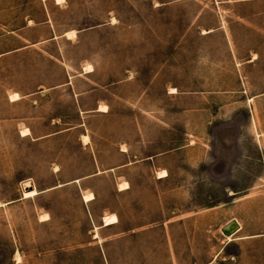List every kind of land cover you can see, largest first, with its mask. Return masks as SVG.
Masks as SVG:
<instances>
[{"label":"rangeland","instance_id":"1","mask_svg":"<svg viewBox=\"0 0 264 264\" xmlns=\"http://www.w3.org/2000/svg\"><path fill=\"white\" fill-rule=\"evenodd\" d=\"M215 1L0 0V264H264V5L253 20ZM219 13L232 36L205 35ZM66 71L81 72L70 87L10 101ZM83 134L106 167L122 141L130 165L24 199L26 180L46 191L91 175ZM231 219L258 240L227 242Z\"/></svg>","mask_w":264,"mask_h":264},{"label":"crops","instance_id":"2","mask_svg":"<svg viewBox=\"0 0 264 264\" xmlns=\"http://www.w3.org/2000/svg\"><path fill=\"white\" fill-rule=\"evenodd\" d=\"M264 5V0H216L214 3H213V6H216L218 9H223V12H224V15H228V12L230 13V12H233V9L235 8V6L237 7H242L241 9H243V8H247V10H249V11H251V10H255L254 11V13L253 14H251L250 15V17L249 18H251V19H255L256 17H258V15L259 14H261V13H263V11H261L262 9H260L262 6ZM259 9V10H258ZM237 17L239 18V20H244V19H246L245 17L246 16H244L241 12H239V13H237ZM219 22H217V24L215 25V26H213L212 28H209L208 30H205L207 33L205 34V35H212V34H215V33H217L218 31H222L223 32V34L225 35V37H228V36H232V32L230 31V28H229V20L227 19V17L225 16V18L223 17V15L221 14V13H219ZM55 38H57V36H54L53 38H52V40H54ZM22 50H24V48H17V50H13V51H9V52H7V53H5L4 54V57H5V55H16V54H18L20 51H22ZM249 51H251V52H255L256 50H258L256 47H254V49H248ZM257 56L255 59H254V56ZM259 61H260V56H259V54H257V53H255V54H253L252 56H249L248 57V59L247 60H244V62H243V69H245V75H248V73H246V70H247V68H251V66H255L257 63H259ZM93 71H94V69H93ZM93 71H91V73L93 72ZM82 72V74H84V75H90L91 73H87V74H85L84 73V71L82 70L81 71ZM81 72H79V73H77V74H73V76L72 75H70L69 74V72H67L66 71V78H67V80L62 84V85H60V84H56L55 86H52V87H43L42 85H38L37 86V88H36V90H34L33 92H30V93H27V94H21L20 95V93L18 94V93H16V94H18L21 98H22V96H27V97H40V96H44L46 93L47 94H51V93H54L56 90H58V89H61V88H68V87H70L71 85H72V83H71V80H73V78H76V77H78V75L81 73ZM90 93L92 92V90L91 91H89ZM72 96H75L76 98H78L79 99V97H81V95L83 94L81 91H77L76 92V90L75 89H73L72 90ZM70 93V94H71ZM257 97H259V95H251V96H248V100L249 99H252V101L253 100H255ZM21 100V99H20ZM101 106V105H100ZM98 104L95 106V108H93V110L94 111H96V112H99V113H102V114H108V108L105 106V105H102L103 107H105L106 108V111H103V112H101V111H99L98 109H99V107H100ZM78 113H80V114H85L86 113V111H84L83 109H82V107H81V105L79 106V111H78ZM86 115V114H85ZM63 123H62V121H61V119H53L52 121H51V126H49V127H59V126H61ZM84 126V124H82L81 122H79V123H77V124H75V126H74V128H71V129H68V130H62V129H57L55 132H53L52 134H47V135H45V136H42V137H38V139L37 140H35V141H38V140H43V139H45V138H52V137H56V136H58V135H61V134H63V133H66V132H68V131H74V129H79V128H82ZM24 129H27V128H24ZM29 130V129H28ZM30 131V130H29ZM31 133V132H30ZM30 136H32V133H31V135ZM82 136H88V138H89V142L87 143V144H83V146H82V149H84V150H87V151H89V152H91L92 154H91V165H92V169H91V175H89V176H87V177H82V178H76V180H78L77 182H76V180H73V181H71V182H67V183H63V184H65V185H63V186H66V185H73V184H76V183H80V182H82V181H84V180H86V179H93L94 177H97V176H100V175H103L104 173H107V172H109V173H111L112 171H114V170H122V169H124V168H126L128 165H130V162L128 163V161H127V155H128V150L126 149V148H124V147H122L123 146V143H122V141H119V146H118V148H116L115 150H114V152H113V154H116L117 156H119L120 158H123L124 159V161H121L120 163H115L114 165H112V166H104L103 164H102V162H101V153H100V149L99 148H97V147H95V148H93L92 146H91V140H90V135H85V134H83V135H81V137ZM28 137V136H27ZM125 144V143H124ZM122 147V148H121ZM93 157V158H92ZM168 176V175H167ZM165 178H167V177H165ZM165 178H162V179H165ZM157 179H159L158 177H157ZM121 183H127V182H121ZM120 183H118V185H119ZM128 184V183H127ZM117 185V186H118ZM129 185V184H128ZM59 187H62V185H58L57 187L55 186V187H51L50 189H46V191H38L39 193H42V192H47V191H52V190H55V189H58ZM35 188V187H34ZM35 189H37V188H35ZM129 189H130V185H129ZM129 189H126V190H119V186H118V191H120V192H125V191H128ZM38 190V189H37ZM93 194V193H92ZM83 195H84V191H82V194H81V200H82V202L83 203H85L84 201H83ZM94 195V194H93ZM94 200H95V195H94ZM94 200H92V201H90V202H88V203H91V202H93ZM88 203H85V204H88ZM110 215H112V214H110ZM105 216V215H104ZM103 216V217H104ZM103 217H102V223H103ZM49 219H50V217H49ZM233 220H236L237 221V223L239 224V226H240V229L237 231V232H235L231 237L234 239V240H238V241H242L243 243H251V242H254L255 240H258V239H256L257 238V236H255V235H251V234H244V235H241V236H238L239 234H241V232L243 231V224H241V222L238 220V219H231V220H229L228 222H226L224 225H223V227L226 225V224H228L229 222H231V221H233ZM118 224V223H117ZM103 225H104V223L102 224V227H103ZM114 225H116V224H114ZM96 226V225H95ZM99 229L101 228V227H99V226H97ZM108 227H111V226H108ZM222 227V228H223ZM95 228V227H94ZM93 228V229H94ZM99 229H98V231H99ZM233 240V241H234ZM232 241V242H233ZM229 243H231V242H229ZM238 259H239V261H240V263L242 262V260H243V255H240V256H238Z\"/></svg>","mask_w":264,"mask_h":264},{"label":"bare ground","instance_id":"3","mask_svg":"<svg viewBox=\"0 0 264 264\" xmlns=\"http://www.w3.org/2000/svg\"><path fill=\"white\" fill-rule=\"evenodd\" d=\"M55 1H56L57 4H60L64 0H55ZM204 33H207V32L204 31ZM75 34H76V31L72 30L70 32H66L65 33V37H67V39H69V38H72V36H74ZM91 71H93V67L92 66H86L84 68V73L85 74L91 73ZM9 98H10L11 102H17V101H19L21 99V97L18 94H16V93L11 94L9 96ZM98 110L103 112V111H106V108L103 107V106H100ZM20 134L22 136H24V137L31 135V133H30V131L28 129H22L20 131ZM83 139L85 141H88V136H84ZM165 177H167V173L165 171L160 172L158 174V178L159 179H162V178H165ZM77 181L78 180H76V182ZM21 185H22V188H23V198L24 199H34L35 197L39 196L40 193L38 192L37 189L34 188V185L31 184V182L29 180H26V181L22 182ZM118 186H119V190L129 189V185L127 183H122V184H119ZM92 200H94V195L92 193H84L83 201L85 203H88V202H90ZM42 218H43L42 221L46 220V216H43ZM103 223H104L103 227H108V226H113L114 224H117L119 222H118L117 216L113 213L112 215H105L103 217ZM98 229L99 228L97 226H95V228L93 230V232H94L93 239H95V238L99 239ZM224 238L226 239L227 242H232L234 240L231 236H229V237L224 236Z\"/></svg>","mask_w":264,"mask_h":264},{"label":"water","instance_id":"4","mask_svg":"<svg viewBox=\"0 0 264 264\" xmlns=\"http://www.w3.org/2000/svg\"><path fill=\"white\" fill-rule=\"evenodd\" d=\"M32 184V183H31ZM58 185H65V184H57ZM56 186V187H57ZM22 188V185H21ZM240 229L239 224L237 223L236 220H233L231 222H229L228 224H226L222 229L221 232L224 236L229 237L232 236L235 232H237Z\"/></svg>","mask_w":264,"mask_h":264}]
</instances>
